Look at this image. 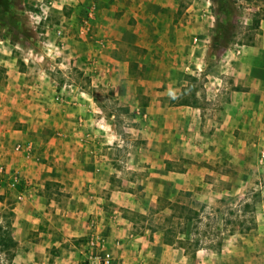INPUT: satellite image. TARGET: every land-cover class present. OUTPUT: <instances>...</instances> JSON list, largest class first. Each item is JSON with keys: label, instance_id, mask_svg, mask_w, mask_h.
I'll return each mask as SVG.
<instances>
[{"label": "rangeland", "instance_id": "obj_1", "mask_svg": "<svg viewBox=\"0 0 264 264\" xmlns=\"http://www.w3.org/2000/svg\"><path fill=\"white\" fill-rule=\"evenodd\" d=\"M262 35L264 0H0V264H88L58 182L138 194L146 213L125 211L136 231L192 258L205 247L206 264H264V153L237 181L231 156L200 163L188 148L214 138L216 109L232 113L217 100L246 90L240 56ZM192 161L201 177L185 175ZM52 231L59 244L40 248Z\"/></svg>", "mask_w": 264, "mask_h": 264}, {"label": "crops", "instance_id": "obj_2", "mask_svg": "<svg viewBox=\"0 0 264 264\" xmlns=\"http://www.w3.org/2000/svg\"><path fill=\"white\" fill-rule=\"evenodd\" d=\"M255 42L260 43L255 44L251 50H247L245 55L241 54L240 56L246 60L244 65L247 67L245 69L247 75L245 80L240 81L246 90L242 92L232 90L229 99L217 100L219 101L218 108L220 106L232 108V111L230 110L232 113L223 114L224 109H216L214 115L204 121H210L208 129L213 127L214 138L211 140L205 138L209 131H206L207 126L205 128L204 124L201 125L200 122L195 132L202 134L206 143L202 147L199 141L193 140L188 147L189 149L195 148L192 149L193 155L198 153L199 157L201 156L199 162L201 159L213 157V161L223 163L226 161V157L231 156L230 160L232 164L234 163L232 170L235 172L234 176H237V181L244 177L243 173H249L248 165L254 162V157H259L264 153V149H262L256 154L257 148L260 146V148H264V35ZM185 106L191 107L186 104ZM190 115L192 119L199 117V115L191 114V112ZM189 119L191 118H188V121H190ZM155 120L157 122L159 116ZM92 121L91 118L86 119V123ZM223 128L236 134L237 146H235V150H228L227 145L223 143L221 139ZM90 133L92 132L87 129V135ZM46 144L47 141L44 140L40 147L43 148ZM48 147L50 144L47 145ZM26 148H31V142ZM46 149L44 156L48 155ZM36 153H42V150L37 149ZM189 153L188 156L193 158ZM28 155V159H30L34 153H28ZM244 166L247 167L246 170H244ZM60 168H63L62 165ZM51 169H54L56 173L57 168L47 167V170ZM204 171L203 165L192 161L186 169L185 175L189 179L196 175L201 177V173ZM227 177L228 175H225V178ZM54 178L57 179V177ZM231 178L233 179L232 175ZM58 183H60L62 191L70 193L69 201L76 204L71 210L72 220L69 223L70 229H72L71 235L80 237L83 233L86 234L85 241L78 243V251H82L84 257L88 259V264H99V258L105 253H109L113 261L119 264H206L207 259L210 258L201 254L206 250L205 247H198L192 258L186 253L184 246L163 242L161 235L157 234L156 231L151 232L148 229L142 233L137 232L134 228L136 226L135 221H130L125 215V211L130 209L139 213H146L148 206L145 207L146 199L141 198L136 193L113 190L110 182ZM199 183L177 182L176 187L190 190ZM88 191L91 194H87ZM17 211L21 213V210ZM86 220L89 227L84 230L83 224ZM58 234L54 231L46 234L44 239L40 240V248H45L52 243L59 244L60 236ZM50 236L53 238H49ZM220 256H222L221 253ZM67 259L70 258L65 256L58 258L57 264H78L77 261L69 262Z\"/></svg>", "mask_w": 264, "mask_h": 264}, {"label": "built area", "instance_id": "obj_3", "mask_svg": "<svg viewBox=\"0 0 264 264\" xmlns=\"http://www.w3.org/2000/svg\"><path fill=\"white\" fill-rule=\"evenodd\" d=\"M0 171H1V167H0ZM12 179H14V181H17V177H16V176H14ZM13 183H14V184H18V186L21 185L20 182H13ZM21 197H22V195L19 196V198H21ZM98 263H99V264H119L118 262H114V261H113V258H112V256H111L109 253H105V254H103V255L99 258Z\"/></svg>", "mask_w": 264, "mask_h": 264}, {"label": "trees", "instance_id": "obj_4", "mask_svg": "<svg viewBox=\"0 0 264 264\" xmlns=\"http://www.w3.org/2000/svg\"><path fill=\"white\" fill-rule=\"evenodd\" d=\"M0 70H2V68H0ZM179 104H186V105H190L188 102H186V101H183V100H181V101L179 102ZM9 241H11V240H10V238H9Z\"/></svg>", "mask_w": 264, "mask_h": 264}]
</instances>
